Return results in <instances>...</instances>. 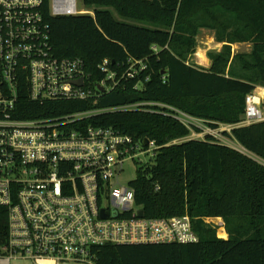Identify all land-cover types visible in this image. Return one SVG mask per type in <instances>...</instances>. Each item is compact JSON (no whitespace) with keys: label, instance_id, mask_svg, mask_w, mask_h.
<instances>
[{"label":"trees","instance_id":"1","mask_svg":"<svg viewBox=\"0 0 264 264\" xmlns=\"http://www.w3.org/2000/svg\"><path fill=\"white\" fill-rule=\"evenodd\" d=\"M83 2L95 11V18H54L46 9L55 56L83 60L88 85L97 93L104 61L120 74L130 60L144 62L147 70L100 95L97 105H40L29 101L28 91L20 88L21 119L155 102L211 126L236 125L245 117L247 97L258 86L264 88V0ZM204 29L225 44L221 53L208 54L210 69L189 63ZM239 43L252 45V51L232 57V45ZM88 124L156 142L158 155L130 184L136 205L150 219L189 216L199 238L188 245L104 246L95 250L96 264H264V122L233 130V138L251 156L210 141L166 147L190 133L160 113H109ZM8 217V210L0 206V244L8 237ZM209 218L224 221L227 240L206 226L203 220Z\"/></svg>","mask_w":264,"mask_h":264},{"label":"built area","instance_id":"2","mask_svg":"<svg viewBox=\"0 0 264 264\" xmlns=\"http://www.w3.org/2000/svg\"><path fill=\"white\" fill-rule=\"evenodd\" d=\"M46 9L54 18H95L83 0H0V206L9 213L0 264H96L95 250L104 246L199 242L189 216L147 218L136 205L135 190L119 182L127 162L158 155L156 142L145 147V140L88 122L116 112L160 113L190 133L166 147L210 141L251 156L233 138V130L264 122V88L247 97L245 117L236 125L211 126L155 102L21 119L20 88L28 91L29 101L40 105H97L100 95L147 70L144 62L130 60L120 74L104 61V78L96 86L100 93L95 92L88 85L83 60L55 56ZM80 81L84 84L79 86Z\"/></svg>","mask_w":264,"mask_h":264},{"label":"rangeland","instance_id":"3","mask_svg":"<svg viewBox=\"0 0 264 264\" xmlns=\"http://www.w3.org/2000/svg\"><path fill=\"white\" fill-rule=\"evenodd\" d=\"M196 43H197V50H196L197 52L195 55L189 58L190 59L189 63L194 64L198 67L200 66L208 67L210 65V61L212 62L211 64V67H212L213 61L210 59L208 54L221 53L225 45L223 43L219 44L218 42H216L214 33L206 29L200 32V34L198 35L196 39ZM251 51H252V45L250 44L239 43L236 45H232V57H234L235 55H239L240 53H250ZM260 87L261 86H258L257 89H259ZM151 161H152L151 156L147 155V156H141L140 160L136 161V163L127 162L124 166V169H123L124 171L122 172L119 178L120 184L123 186H126V185H129L135 182L139 175V169L147 167L149 163H151ZM203 222L206 224V226L208 227L210 226L214 230L217 238L223 239L222 237H226L225 234L223 233L224 232L223 230L226 231V229H225V223L222 219L209 218V219H204ZM13 264H24V262H13ZM61 264H80V263L67 262V263H61Z\"/></svg>","mask_w":264,"mask_h":264},{"label":"water","instance_id":"4","mask_svg":"<svg viewBox=\"0 0 264 264\" xmlns=\"http://www.w3.org/2000/svg\"><path fill=\"white\" fill-rule=\"evenodd\" d=\"M83 84H84V82H82V81H80V83H78L79 86H80V85H83ZM100 89H101L102 92H104V89H103V88L100 87ZM148 144H149V140L146 139V140H145V143H144V146L146 147V146H148ZM143 214H144V212L141 211V212H140V216H143Z\"/></svg>","mask_w":264,"mask_h":264},{"label":"crops","instance_id":"5","mask_svg":"<svg viewBox=\"0 0 264 264\" xmlns=\"http://www.w3.org/2000/svg\"><path fill=\"white\" fill-rule=\"evenodd\" d=\"M196 52H197V51H196ZM211 64H212V62L210 61V65H209L208 67H207V66H204V67L200 66V67H202V68H207V69H208L209 67H211ZM197 65H198V64H197ZM209 69H210V68H209ZM223 231H224L223 233H224V234H225V236H226V237H225V238H223V239H224V240H227V238H228V234L226 233V231H225V230H223Z\"/></svg>","mask_w":264,"mask_h":264}]
</instances>
